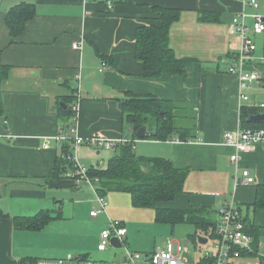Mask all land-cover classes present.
Wrapping results in <instances>:
<instances>
[{
  "label": "crops",
  "instance_id": "1",
  "mask_svg": "<svg viewBox=\"0 0 264 264\" xmlns=\"http://www.w3.org/2000/svg\"><path fill=\"white\" fill-rule=\"evenodd\" d=\"M257 1L258 13L264 14V0ZM20 3L32 4L34 15L24 32L12 39L5 16ZM160 7L180 11L169 29V46L176 57L192 61L185 67V76L142 77L143 65L135 57V31L139 26L157 24L155 8ZM242 9L251 12L236 0H0V65L9 68L0 91V210L7 217L0 219V264L41 259L44 251L22 245V234L41 233L56 223L82 217L95 220L104 216L107 225L113 220L107 206L97 217H89L91 206L98 205L95 195L88 184L77 183L72 169L62 168L61 176L47 178L68 144L60 146L50 140V147L44 149L42 143L68 123L59 118L56 108L70 95L78 103L76 127L84 139H132L121 105L125 92L192 108L194 138L135 143L136 155L164 158L175 169L188 171L184 193L163 207L201 209L204 218L216 223L225 203L234 202L240 208L252 203L254 186L264 184V146L241 154L235 167L229 162L233 148L222 142L224 132L239 126L242 105H264V32L253 37L256 50L246 70L257 72L261 81L242 90L246 102L239 100L237 76L228 74L222 62L238 50L237 38L228 34V23ZM204 13L214 14L217 22L199 21ZM80 41L81 49L73 50L72 44ZM102 63L108 69H102ZM102 151L84 146L71 150L85 167L100 168L105 166V158L113 156ZM242 169L249 171L254 183L234 187ZM111 195L119 204L118 194ZM65 202L72 204L69 214ZM81 205L87 214H76ZM41 210L60 211L61 217L39 231L13 228L11 218L31 217ZM248 210L246 207L243 214L241 209L243 217L258 228L259 235L264 233L260 232L264 211H252L250 216ZM113 221L125 225L127 240V224Z\"/></svg>",
  "mask_w": 264,
  "mask_h": 264
},
{
  "label": "trees",
  "instance_id": "2",
  "mask_svg": "<svg viewBox=\"0 0 264 264\" xmlns=\"http://www.w3.org/2000/svg\"><path fill=\"white\" fill-rule=\"evenodd\" d=\"M180 11L176 8H155L157 24L139 26L135 31V57L143 65L142 77L155 79L163 75L185 76V67L192 62L187 58H178L169 46V29L179 19ZM32 4L20 3L12 7L5 16V25L11 38L24 32L26 23L33 17ZM201 22H217L214 14L199 15ZM9 68L0 65V91L2 83L8 78ZM264 81V80H263ZM121 102L125 113V122L132 129V142L136 143V131L146 127L143 140L166 141L177 137L179 141H187L195 137L194 110L178 106L172 101L162 100L154 96H138L130 92L124 93ZM67 97L62 100L66 108L57 106L59 118L66 119L59 130H65L73 123L70 105ZM264 113V108L242 105L239 110V128L242 130L264 129V121L249 123L250 116ZM3 116V107L0 98V117ZM70 144L63 147V155L69 154ZM107 164L100 167H89L87 174L90 179L96 180L95 191L99 196L108 193H126L130 196L131 204L135 208H149L154 211L155 220L171 225L172 229L180 223L191 224L195 233L188 237L191 243L198 242L202 235L213 237L216 223H210L201 214V209L175 210L164 208L163 205L172 203L184 193V183L187 170L175 169L171 161L158 157H143L135 154L131 144L122 145L115 149ZM62 168L74 169L64 157L57 160L55 167L47 178L61 176ZM241 210L242 207L238 206ZM253 212L264 211V184L254 186V198L246 206ZM61 217L60 211L41 210L31 217H13L12 226L16 230L39 231L51 221ZM7 218L0 210V219ZM245 231L252 238L253 253L258 256V228L243 217ZM37 259L23 258L17 264H36Z\"/></svg>",
  "mask_w": 264,
  "mask_h": 264
},
{
  "label": "built area",
  "instance_id": "3",
  "mask_svg": "<svg viewBox=\"0 0 264 264\" xmlns=\"http://www.w3.org/2000/svg\"><path fill=\"white\" fill-rule=\"evenodd\" d=\"M244 8H250L251 12H246L244 9L236 12L228 23V34L238 40V50L230 54L228 61L225 59L222 62L225 64L226 72L231 75H236L239 84V100L246 102V95L242 94L248 85L254 82H260L261 78L255 71H247L246 66L252 54L256 50V45L253 37L264 32V14L258 13L259 3L257 0H236ZM112 8L111 3L107 2V9ZM73 50L81 49V41L72 44ZM102 69H108L106 63H102ZM72 114V125L65 130H59L51 139H45L42 147L47 149L50 147L49 141L54 144L63 146L71 144L69 149L76 150L79 146H85L95 150H115L119 146L131 144L132 149H135V142L131 139L123 137L119 142L104 139L100 136L91 138H82L78 136L76 119L78 112V103L74 102L70 105ZM260 108H264L261 105ZM131 128H128V132ZM222 142L224 145L233 148L234 153L230 155L229 162L237 167L239 156L244 153L253 152L259 146H264V129L258 130H242L237 127L235 131H226L223 133ZM64 159L73 165L77 183L84 182L89 185L95 195V200L99 206L97 210L89 212L90 218L97 217L105 211L107 206L104 197L99 196L94 187L96 180L89 178L87 169L79 163L77 156L70 152L63 155ZM254 183V179L250 176L247 169L241 170V178L236 177L234 187L240 185L248 186ZM216 227L213 237L201 235L206 239L203 244L209 247L205 250L189 249L184 243L172 239L167 241L164 248H156L151 253H132L125 247L126 228L120 221H108L105 230L100 234L99 251H104L110 245V239L115 237L120 244L119 248H124L125 256L121 262H101L87 258L86 256L55 259V260H37L36 264H239V261L253 257L251 246L252 238L245 231L243 215L239 207L234 202L225 203L218 212ZM188 244V243H187ZM194 244H199L195 242ZM193 245V244H192ZM202 245V244H199ZM260 243H258V247ZM115 248V247H113ZM118 249V248H116ZM185 255H190L192 261L184 259Z\"/></svg>",
  "mask_w": 264,
  "mask_h": 264
},
{
  "label": "rangeland",
  "instance_id": "4",
  "mask_svg": "<svg viewBox=\"0 0 264 264\" xmlns=\"http://www.w3.org/2000/svg\"><path fill=\"white\" fill-rule=\"evenodd\" d=\"M142 142L143 141L138 140L136 142L137 146ZM91 150L96 151L95 149ZM106 152H108L109 155H114L117 151L111 150ZM106 159L107 158L104 159L105 162L103 161L105 165L108 160ZM80 164L83 165L82 163ZM85 168L88 169L89 167ZM72 170V175H76L75 170ZM117 194L121 198L118 199L119 204L114 203L111 193H108V195L106 194L104 200L107 204V213L110 215V218L113 220H122L127 224L129 234L125 242V247L128 251L132 253H151L156 248H164L169 239L185 242L189 241L188 237L195 233L196 229L191 224L180 223L175 225L172 229L171 225L168 223L157 222L152 209L135 208L132 206L128 194ZM71 206V203L65 202L66 213L69 214L72 211ZM91 207L94 210L99 208L96 204H93ZM242 209L244 214L246 206H243ZM85 211V206L81 205L76 209V214L85 215L88 213ZM248 211L250 216H252V210L250 209ZM106 227L107 219L104 216L95 220L82 217L81 220H76L74 222L62 221L56 223L41 233L29 232L22 234L24 238L21 237L19 241L22 245H26V248L29 250H34L38 247L42 249L35 250L39 252L44 251L42 252L43 256L40 257L41 259L39 260H55L66 258L67 256H86L95 261L121 262L125 256L123 247L116 249L108 246L104 251L98 250V245L101 242L99 237L100 232L106 229ZM262 231L264 232V228H262L260 232ZM198 234L202 235L201 232ZM258 240L262 245V247L258 249V256L241 260L239 264H264V233L259 235ZM184 244L189 247V249L195 248L197 254L200 253V250L209 248L205 245L193 244L190 241ZM184 259H187L189 262L192 261L190 255H185Z\"/></svg>",
  "mask_w": 264,
  "mask_h": 264
},
{
  "label": "water",
  "instance_id": "5",
  "mask_svg": "<svg viewBox=\"0 0 264 264\" xmlns=\"http://www.w3.org/2000/svg\"><path fill=\"white\" fill-rule=\"evenodd\" d=\"M60 107H63V109L66 108V106L63 104V103H60ZM247 121L249 123H256V122H259V121H264V113H261V114H257V115H253V116H250ZM146 135V128L143 126V127H140L137 129L136 131V137L139 139V140H143V138L145 137ZM197 241L199 244H205L206 243V239L205 238H202V237H198L197 238ZM110 245L115 247V248H119L120 247V244L118 242V239L113 237L110 239Z\"/></svg>",
  "mask_w": 264,
  "mask_h": 264
}]
</instances>
